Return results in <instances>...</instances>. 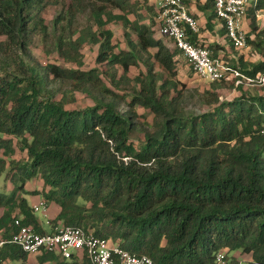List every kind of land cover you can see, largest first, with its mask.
I'll return each mask as SVG.
<instances>
[{
    "label": "trees",
    "instance_id": "16d2710c",
    "mask_svg": "<svg viewBox=\"0 0 264 264\" xmlns=\"http://www.w3.org/2000/svg\"><path fill=\"white\" fill-rule=\"evenodd\" d=\"M54 2L0 0V177L13 164L5 181L16 183L12 193H0L5 239L15 232L16 218L47 233L21 195L40 177L39 196L59 207L51 232L80 227L154 264H215L219 252L241 264L238 251L251 257L247 264H264V94L245 91L246 81L211 82L201 100L207 110L190 112L181 105L185 85L177 78L182 54L158 37L159 11L150 0H66L50 28L44 13ZM199 5L215 9V0ZM263 11L259 0L247 13L248 44L259 61L229 62L215 57L221 46L206 47L260 86ZM116 23L126 48L114 43L110 26ZM192 35L188 30L198 45ZM50 36L55 41L47 56L54 50L63 64L43 65L31 52L36 37L47 43ZM225 38L230 42L226 31ZM87 45L99 48L90 70L83 69ZM126 87L133 91L130 101ZM225 88L241 93L224 99ZM79 93L93 106L72 108ZM136 107L154 116L140 146L134 137L145 116ZM18 152L26 159L14 164ZM30 257L6 244L0 264H90L86 255L68 261L44 252L33 263Z\"/></svg>",
    "mask_w": 264,
    "mask_h": 264
},
{
    "label": "built area",
    "instance_id": "2783aa9c",
    "mask_svg": "<svg viewBox=\"0 0 264 264\" xmlns=\"http://www.w3.org/2000/svg\"><path fill=\"white\" fill-rule=\"evenodd\" d=\"M206 0H162L159 5L160 35L173 42L174 46L187 60L195 74L209 82L227 79L240 85L249 81L239 71L234 70L223 61L213 58L212 52L202 46L195 45L188 36V30L198 34V21L189 13V5L205 3ZM259 3V0H215L217 18L223 22L226 35L237 50L248 48L247 32L244 23L249 8ZM261 85L264 78L259 79ZM264 137V129L261 131ZM32 209L35 214L41 213L47 217V202L41 199ZM0 210V251L6 244H14L31 256H39L44 252L51 253L63 259L86 255L90 264H154L147 256H136L121 248L110 240L102 239L83 228L76 226H58L53 232L37 233L32 226L22 224V218L15 220V232L10 239H5V229L2 226ZM47 224H50L47 221ZM215 264H233L227 254L219 252ZM242 264V263H241Z\"/></svg>",
    "mask_w": 264,
    "mask_h": 264
},
{
    "label": "rangeland",
    "instance_id": "374dc122",
    "mask_svg": "<svg viewBox=\"0 0 264 264\" xmlns=\"http://www.w3.org/2000/svg\"><path fill=\"white\" fill-rule=\"evenodd\" d=\"M55 1H59V2L58 3L54 2L53 4H51L44 13V18L46 19V23L50 28H52L55 18L58 17L60 14H62V12L65 10L66 4H67L66 0H55ZM214 11L216 12L215 9L211 8L207 11V14L212 15ZM115 13H118V12L115 11ZM78 21L81 24H84L86 22L84 16H80ZM246 21H247V27L246 28L244 27L245 31L248 33V35H251L250 33L251 32V20L250 18H248L246 19ZM220 22L223 23L222 21ZM257 26L259 28L258 32L264 29V11L259 14ZM110 28L115 33L114 43H119L123 48H126L125 37L123 35L122 26L116 23V24H112ZM156 29H159V24H157V22H156ZM251 38L254 39L255 35H252ZM54 41H55L54 37L50 36L47 43H42L41 38L36 37L31 46V52L33 56L35 57L36 60L41 62L43 65H46L49 62L56 63V64H63L62 63L63 60L59 57V55L54 50L52 54L47 56V52L51 50V45L52 43H54ZM170 45L173 46L172 43H170ZM223 45L224 46L220 47L222 51L218 52L216 54L217 56L215 57L225 56L226 59H228L227 61L229 62H230L229 57L230 59H237L235 61H238L240 58H244V60L247 62H257L260 59H262L261 55H259L254 50V48L251 47L249 44H248L247 49L242 50V51L241 50L237 51L231 45V43L225 38V43ZM98 52H99L98 46H94V45H87L83 49L82 53L84 56V67H83L84 70H90V69L97 67L96 58H97ZM212 55L214 57L215 54L212 52ZM66 66L73 67L72 65H68V64H66ZM181 66L182 67L177 76L178 80L181 81L185 85V88L183 90L185 99L181 105L182 107L186 108L190 112H193L195 114H200L204 112L205 110H207V107L203 106L201 100H202L203 93L211 89V82L198 77L195 74L192 67L188 64V62H183ZM102 69L105 70L106 68L103 66ZM135 74L136 72H133V71L131 72L132 77H134ZM104 80H105L104 81L105 84L109 86V82L106 81L107 77H104ZM125 89H126L125 93L127 94V101H130L131 96L133 95V91L130 90L129 87H126ZM244 90L249 91L250 93L254 95L259 94V93L264 94V86H260L257 84L246 85ZM220 92L221 93L219 95L223 96L224 99H233L234 97H237L241 93L240 91H235L232 88H225L224 90ZM76 97H78V101L72 105V108L83 109L85 107H91L94 104L91 99L87 98L85 95L81 93L77 94ZM121 106H122L121 107L122 110H125L124 108H127L126 104L124 103ZM136 110L140 115L145 116V118L142 117L138 119L137 124L139 126V132L136 134L137 138L134 137L136 145L140 146L141 142L144 139V134L142 130H146L150 128L151 124L153 123L154 116L141 107H136ZM0 157H2V152H0ZM25 159H26V155L20 152H18L17 155L14 158H12V160H14V164L18 163L19 161H24ZM7 163L9 164L10 161ZM18 165L21 166L22 164H18ZM13 166H14L13 164L12 165L9 164L6 167V170L4 171L3 176L0 177V193H3L2 189L4 188V183H7V187L10 189L9 192L12 193L13 190L15 189L14 185L16 183H14V180H7V182L5 181L6 174L10 172ZM16 169H15V172L17 171ZM43 184H44L43 180L40 177H36L30 180L25 185V189L23 190V193L21 195L28 197L29 198L28 201L32 205L33 200L31 199V197L36 199L39 196V194L43 190ZM48 204L51 205V209H50L51 224L55 226L54 220L57 216L56 215L57 212L59 211V207L55 203H48ZM37 217L40 218L41 221H44V217L41 213H37ZM234 254H235V258L242 261V264H247L246 262H248V260L249 261L251 260V257H249L246 254H243L240 251L234 252ZM32 257H33L32 261L35 262V259L37 258V256H32ZM67 260L70 261L71 258ZM13 264H19V263H13Z\"/></svg>",
    "mask_w": 264,
    "mask_h": 264
},
{
    "label": "crops",
    "instance_id": "0c3cea01",
    "mask_svg": "<svg viewBox=\"0 0 264 264\" xmlns=\"http://www.w3.org/2000/svg\"><path fill=\"white\" fill-rule=\"evenodd\" d=\"M161 1L162 0H155V1L150 0V3L156 7V10H159V5H160ZM212 9H214V8H212ZM208 10L209 9H203V5H199V4L189 5V13L198 21L199 27H200V31L198 34L192 33L193 34L192 35L193 41L198 43V45H203L205 47H208L210 45L224 46L223 45L225 43L224 25L216 17L210 20V17L215 13V11L212 15H208L207 14ZM244 24L247 27V21H245ZM158 37L163 39L165 45L168 48H170L171 50H174L175 46H174L172 41H170L167 38L162 37L161 35H158ZM170 43H172L173 46L170 45ZM150 53H154V50L150 51ZM181 59L183 62H187V60L182 55H181ZM9 190L10 189L7 187V183H4V188L2 189V192L9 194V193H11V192H9ZM25 198L27 200L29 199L28 197H25ZM31 199L33 200V203H32V205L31 204L30 205L34 206L40 202L42 197L38 196L36 199L31 197ZM47 206H48L47 217L43 216L44 221H41V219L38 217L37 218H38V221L40 222L41 226L47 232H51L53 229L52 224H51V213H50L51 205H49L47 202ZM58 213H59V211L57 212L56 215H58ZM36 216H37V214H36ZM47 221H49L50 224H47ZM32 259H33V257L31 256L29 262L33 263L34 261H32Z\"/></svg>",
    "mask_w": 264,
    "mask_h": 264
},
{
    "label": "clouds",
    "instance_id": "9594fccd",
    "mask_svg": "<svg viewBox=\"0 0 264 264\" xmlns=\"http://www.w3.org/2000/svg\"><path fill=\"white\" fill-rule=\"evenodd\" d=\"M3 226V225H2ZM4 228V227H3Z\"/></svg>",
    "mask_w": 264,
    "mask_h": 264
}]
</instances>
